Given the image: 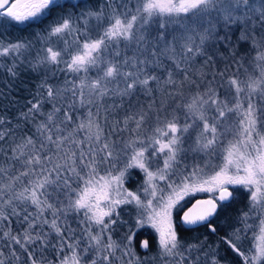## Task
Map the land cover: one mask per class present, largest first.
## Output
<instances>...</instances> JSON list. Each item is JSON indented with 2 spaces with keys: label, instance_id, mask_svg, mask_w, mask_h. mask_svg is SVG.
Here are the masks:
<instances>
[{
  "label": "snow or ice",
  "instance_id": "snow-or-ice-1",
  "mask_svg": "<svg viewBox=\"0 0 264 264\" xmlns=\"http://www.w3.org/2000/svg\"><path fill=\"white\" fill-rule=\"evenodd\" d=\"M54 4L55 0H0V17L24 22L43 14ZM120 8L123 12L112 8L108 17L103 10L89 12L88 18L104 20L107 26L98 32L97 38L89 36L82 42L81 29L74 27L71 18L55 23L48 31L49 45L51 38L56 37L64 47H44L42 54L37 53L32 67L59 68L64 64L63 71L84 74L78 85L71 82V89H54L43 83L41 87L50 102L71 91L74 98L79 93L83 104L87 88L97 103L109 96L121 100V104L109 105L110 108L122 107L123 99L138 91L147 95L151 103L146 108L138 106L122 121H115L107 137L100 124L91 118V112L87 123L82 122L71 132L62 134L61 124L72 121V116L53 103L46 118L35 126L36 138L25 135L21 142L14 143L11 156L5 153L8 166L0 165V221L16 216L17 223L24 227L17 233L10 227L7 231L0 230V241L4 242L0 247V264H43V257L38 258L36 251L42 252L50 245L48 237L53 232L59 238L60 252L65 248L71 252L63 255L59 264H114L117 261L142 264L132 247L134 233L126 234L120 242L111 234L112 226L117 223L113 216H119L117 209L133 203L142 210L137 226L150 223L159 234L162 259L172 258L174 264H200V257H193L191 253L203 251V245H187L188 255L180 251L184 245L173 225L172 211L194 193H212L215 198L196 200L182 215V222L188 225L209 221L234 199L229 186H241L249 192L250 211L258 213L259 224H248L249 213H242L243 227L234 229L232 238L226 242L242 257L243 264H264V103L254 102L257 96L264 101V0H137L131 7L121 3ZM153 22L159 28L157 42L167 41L165 29L171 23L178 24L182 33L179 51L174 42L165 49L173 68H165L166 76L162 78L149 71L163 67L157 47H151V59L144 55L150 43L145 33ZM220 22L225 29L240 25L244 29L241 39L253 42L256 56L249 64L251 72L244 70L246 79L238 76L244 57L236 61L232 75L228 67L215 71L210 78L203 67L192 68L197 57L206 55L204 45L208 40L230 42L227 33L218 34L216 25ZM87 23L85 19V29ZM65 36L73 39L65 40ZM132 42L144 58L122 55L119 45L124 43L127 47ZM29 47L20 41L0 44V57H19ZM231 55L235 58L236 53L233 51ZM211 61L212 56H207L206 63ZM4 67L12 77L17 75L15 63ZM93 71L94 78L89 76ZM114 82L116 87L109 88ZM155 93L161 95L158 106ZM29 103L28 112L22 113L25 120L39 113L42 107L39 100ZM61 112L64 120L57 123V114ZM178 113H183V120ZM230 117H235L238 123H229ZM149 120L154 127L150 135L143 134L142 129ZM5 122L0 117V126ZM81 130L85 131L83 140L76 138ZM125 132L129 133L128 138L120 139ZM193 133L194 147L186 149L184 145ZM8 134L0 131V141ZM112 135L118 138L113 140ZM229 136L233 138L228 139ZM189 150L216 155L221 162L212 166L205 161L190 170L185 166L186 174L182 173L179 181L169 182L176 174L181 155ZM121 157L124 164L117 167ZM161 158L163 166L153 170L154 163L158 164ZM208 168H212L211 174L206 171ZM130 169H139L145 174L144 185L136 192L124 187ZM157 181L166 182L167 195L164 189L158 188ZM18 184L22 185L19 189ZM141 194L145 199H141ZM30 207L33 212L28 211ZM45 213H50L51 219ZM70 213L84 217L81 223L87 227L83 228L81 238L76 237L75 230L67 223ZM45 226L50 232L43 231ZM208 226L211 232H216L210 221ZM248 230H253L254 243L245 254L234 240L239 241L240 233ZM140 247L148 249L149 242H140ZM117 252L121 255L117 256ZM205 259L207 264H219L214 254L208 258L205 253Z\"/></svg>",
  "mask_w": 264,
  "mask_h": 264
},
{
  "label": "trees",
  "instance_id": "trees-1",
  "mask_svg": "<svg viewBox=\"0 0 264 264\" xmlns=\"http://www.w3.org/2000/svg\"><path fill=\"white\" fill-rule=\"evenodd\" d=\"M121 3H124L129 7L134 5L131 0L130 3L129 0H59L56 1L53 6H50L49 10L44 11L43 14L24 22L11 21L5 17H0V44L7 45L8 43L20 41L29 44L30 47L27 50L30 49L31 51L26 52L22 50L23 54L19 57H0V117H3L6 121L3 126H0V131L9 133L3 141H0V149H3V152H0V165H3L4 167L8 166L9 161L5 158V153L10 157L11 147L14 146V143L21 142L23 136L32 135L36 138L35 126L46 118L45 114L52 110L53 103H55L57 107H61L63 110L68 111L72 116V121L61 124V128L63 129L62 134L71 132L82 122L87 123L90 118L89 112H91V118L100 124L105 137L112 132L115 121H122L124 116L128 114L130 110L134 111L138 106H144L146 108L147 105L151 103V99L147 95L138 91L132 97H125L123 99L122 107L110 108L109 105L121 104V100L118 97L109 96L105 97L103 102L97 103L95 102L96 97L90 95L87 88L84 89L83 104L80 102L79 93L77 92V96L74 98L71 91L64 92L62 98L58 96L55 101L50 102L46 98V90L41 87L43 83L52 85L54 89H71V82L75 81L78 85L79 79L83 77L84 74L81 73L77 75L63 71L64 64H60L59 68L52 65H41L35 69L32 67L37 53L39 52L42 54V49L44 47L56 45L64 47L61 40L56 37L51 38V45H49L47 39L48 31L55 23L63 18H71L74 27H79L81 29V42L89 36L91 38H97L98 32H101L103 28L107 26L106 21H97L93 18L92 21L89 20V24L85 29V25L81 18L86 17L89 12H97L101 10H103L105 17H108L112 8H119V10L123 12V8H120ZM216 29L220 36H224L225 33H227L231 37L230 42H220L214 39L208 40L204 45L206 55L197 57L192 65L193 70L203 67L204 71L208 73L209 78L215 71L224 69L225 67L229 68V75H232L237 67L236 61L245 56L246 61L249 57L248 55H252V52L248 51L249 45L247 47L248 49L244 48L247 45L248 40L242 41L240 39L242 35V32L239 31L240 25L234 24L225 29L223 22H220L217 23ZM158 31V24L155 22L148 27L145 35L148 37L150 43L147 45L148 52L144 53V55L151 59V47H157L158 53H160L159 59L163 67L156 69L154 72H152L151 69H149V71L151 74L162 78L163 76H166V72H164L165 68H173V62L167 58L165 49L169 44L174 42L177 51H179V46L182 43L180 40L182 33L178 24L171 23L165 29L167 41L161 40L157 42L155 37L157 36ZM173 37H176L175 41H173ZM63 39L71 41L73 36H65ZM119 49L121 50L122 55L126 53L128 57L136 55L138 58H144L140 55L138 46L135 42L128 44L127 47H125L124 43H121ZM240 49L243 50L241 51ZM233 51L236 53L235 58L231 55V52ZM244 51L246 54H244ZM209 55L212 56V61L206 63L207 56ZM245 61L243 64H245ZM13 63H15L17 71L15 77H12L7 72L6 67H4L5 65L10 67ZM241 75L240 70L238 73L239 78H241ZM89 76L94 78L95 72L93 71L92 73H89ZM176 78L179 79L180 77L177 76ZM66 81H68V83H66ZM121 86H123L122 81ZM150 86L153 88L156 87L154 84H151ZM108 87L115 88V82ZM168 90L171 91L172 89L169 88ZM155 96L158 106L161 95L160 93H155ZM221 98H224L223 90H221ZM255 99L258 101V96L255 97ZM38 100L42 103L39 113H34L25 120L22 113L28 112V109L31 107L29 102L36 103ZM89 100L94 102L88 103ZM209 114L211 115V113ZM178 115H180L181 120H183V113H178ZM63 120V112L57 114V123H60V121ZM228 122L235 124L238 123V120L235 117H230ZM152 127H154V123L149 120L144 129H142V133L150 135ZM128 136L129 133L125 132L121 134L119 138L127 139ZM84 137V130L79 131L76 136L79 140H83ZM111 138L116 140L118 137L112 135ZM232 138L233 137L231 136L228 137V139ZM194 139L195 133L192 134L191 140L186 141L184 145L186 149L194 147ZM84 147L86 150L87 144H85ZM162 160L163 158L160 159L158 164L154 163L153 170H155L157 166H163ZM205 161H209L212 166L218 165L221 162L216 155H206L204 153H197L190 150L187 151L186 154L181 155L180 165L176 170V174L171 176L169 182L179 181L181 174H186L184 172L185 166L190 170L193 165H203ZM123 164L124 159L121 157L117 167H122ZM206 171L211 174L212 168H208ZM129 173L130 174L125 177L124 187L131 191L141 190V186L144 185L145 174L139 169H130ZM159 184V189H164V195H167L166 182L161 181ZM20 187H22V185L18 184L17 188L19 189ZM229 191L233 192L234 199L227 203L223 207V210L219 211L218 215L209 218V221L217 229L215 233L210 231L208 226L209 221L200 222L191 226L185 225L180 217L181 211L186 205L197 198H206V194H197V196L191 197L186 200L181 208L176 209L173 213V225L184 245L180 251L184 252L185 255H188V253L185 252L187 245H203V250H206L208 258H211L214 254L219 261V264H243L242 257L238 256L226 241L232 238L234 229L243 227V224L241 223L242 213L250 210L249 192L241 186H229ZM51 199L52 198L50 197V200ZM61 199H63V197H61ZM28 211L33 212L34 209L30 207ZM138 211H140V209L134 203L120 205L117 209L119 216H113V219L116 220L117 223L112 226V238L117 242H120L126 234L134 233L135 236L132 247L135 255L142 259L147 254L146 258L144 257L145 259L142 261V264H153L152 261H150L149 256H153V261H162L157 254L159 244L156 239V232L145 225L140 226L137 229L134 228L136 221L135 214ZM7 212L10 213L11 209L8 208ZM45 215L51 219L50 213H45ZM83 219L84 217L82 214L77 216L74 213H70L67 219V223L75 230L77 238H81L83 228L87 227L86 224L81 223ZM9 227L13 233H17L23 230L24 225L17 223L16 216L10 215L9 221H0V230L7 231L9 230ZM97 230L98 229L93 228V231ZM43 231L50 232V229L45 226ZM240 237L239 241L234 240V242L237 243V246L240 247L242 251H245V254H248L247 250L248 245L250 244V237L246 235V232L240 233ZM48 239L50 240V245L42 252L39 250L36 251L38 258L41 256L43 257V264H59V260L63 255H71L70 250L67 248H65L63 252H60L59 238L54 232L51 233ZM84 239L86 240V237H84ZM144 240L149 242L148 249L140 247V242ZM3 244L4 242L0 241V247H2ZM83 246L84 245L81 244V247ZM37 248H39V246H37ZM120 255L121 253L117 252V256ZM191 255L196 257L193 253H191ZM197 256H199V253ZM165 260L166 261H163L165 264H174L172 258H165ZM114 264H120V262L117 261L114 262ZM200 264H207L205 255H202V259L200 258Z\"/></svg>",
  "mask_w": 264,
  "mask_h": 264
},
{
  "label": "rangeland",
  "instance_id": "rangeland-1",
  "mask_svg": "<svg viewBox=\"0 0 264 264\" xmlns=\"http://www.w3.org/2000/svg\"><path fill=\"white\" fill-rule=\"evenodd\" d=\"M56 1H59V0H55V2ZM134 4L137 2V0H131ZM35 18V17H34ZM31 19V18H30ZM85 19H87L88 20V23H87V25L89 24V20H91L92 21V19L93 18H88L87 16L86 17H82L81 18V20H82V22L84 23V20ZM187 21H184L183 23H186ZM234 25V24H233ZM239 31H241L242 32V34H243V32H244V29L240 26V29H239ZM242 36V35H241ZM240 39H241V37H240ZM256 39H257V41L259 42V39H260V33H259V31L257 32V34H256ZM242 40V39H241ZM242 41H247V40H242ZM248 41H250V42H248ZM247 41V45L244 47L245 49L248 47V45H249V50L248 51H250V52H252V55H248L249 57L247 58V60L245 61V59L242 61L243 63H244V61H245V64H243V68L241 69V78L240 79H246V75H245V69H248V71L249 72H251V69L249 68V64L252 62V60H253V58L256 56V51L254 50V45H253V42L251 41V40H248ZM248 49V48H247ZM241 51L243 50V49H240ZM30 51V49L29 50H26V52H29ZM31 52V51H30ZM244 54H246V52L244 51ZM243 54V55H244ZM246 57V56H245ZM244 57V58H245ZM223 60H224V58H223ZM259 98V97H258ZM254 102L255 103H257L258 105H260L261 103H264V101H261L260 100V98H259V100L258 101H256V99L254 98ZM262 131H264V130H262ZM161 181H157V184H159ZM160 185V184H159ZM159 185H158V188H159ZM128 190V189H127ZM129 191H131V190H129ZM133 192H136L137 190H132ZM168 191V190H167ZM197 194L199 195V194H206V198H209V197H213V198H215L214 197V194H212V193H204V192H198V193H194V194H192L191 196H189V197H186L185 198V200L181 203V205L180 206H178L177 208H175V209H173V211H172V215H173V213L176 211V209H178V208H181L182 207V205L186 202V200H188V199H190L191 197H193V196H197ZM141 199L143 200V199H145V197L141 194ZM142 210L140 209V211H138V212H136V214H135V219H136V221H135V224H134V228H139L140 226H148V227H150L151 229H153L155 232H156V230L151 226V224L150 223H147V222H145V223H143V224H141L140 226H137V221L138 220H140L141 219V216H140V212H141ZM248 213H249V215H250V219H248V221H247V223L248 224H251V225H258L259 224V220L256 218L257 217V215H258V213L257 212H253V211H248ZM146 216L144 217V220L146 221ZM172 219H173V217H172ZM246 235H248V237H250V244L248 245V250L250 249V248H252V246H253V243H254V240H253V230H248L247 232H246ZM156 238L158 239V241H159V234L156 232ZM159 244V243H158ZM247 250V251H248ZM195 256H197L198 255V253H199V257L202 259V255H205V253H206V250H203V251H200V252H197V251H195V250H193V252H192ZM158 256H160V250H159V246H158ZM146 256H147V254L144 256L145 258H146ZM158 256H156V257H158ZM142 258L141 259V261H143L145 258ZM150 257V261H152V263L153 264H165L163 261H166L165 260V258L164 259H162L161 257H160V260H162V261H153L152 259V257L153 256H149Z\"/></svg>",
  "mask_w": 264,
  "mask_h": 264
},
{
  "label": "water",
  "instance_id": "water-1",
  "mask_svg": "<svg viewBox=\"0 0 264 264\" xmlns=\"http://www.w3.org/2000/svg\"><path fill=\"white\" fill-rule=\"evenodd\" d=\"M198 199H208V198H197L196 200H198ZM196 200H194V201L190 202L188 205H186V207L182 210V212L180 214L181 218H182V215H183V211H186L187 208L190 207L192 203H195ZM185 225H188V224H185Z\"/></svg>",
  "mask_w": 264,
  "mask_h": 264
},
{
  "label": "bare ground",
  "instance_id": "bare-ground-1",
  "mask_svg": "<svg viewBox=\"0 0 264 264\" xmlns=\"http://www.w3.org/2000/svg\"><path fill=\"white\" fill-rule=\"evenodd\" d=\"M196 225V224H195ZM192 226V225H191ZM157 239V238H156ZM158 240V239H157Z\"/></svg>",
  "mask_w": 264,
  "mask_h": 264
}]
</instances>
